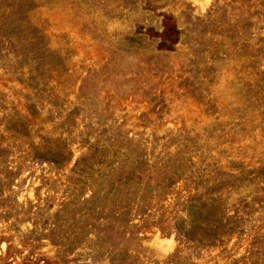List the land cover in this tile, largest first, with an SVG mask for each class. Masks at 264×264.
Masks as SVG:
<instances>
[{
  "label": "rangeland",
  "instance_id": "1",
  "mask_svg": "<svg viewBox=\"0 0 264 264\" xmlns=\"http://www.w3.org/2000/svg\"><path fill=\"white\" fill-rule=\"evenodd\" d=\"M0 17L47 51L41 71L0 37V264L264 260V0H0ZM130 159L151 193L119 194ZM162 170L181 179L159 197ZM218 213L235 235L195 257L180 230Z\"/></svg>",
  "mask_w": 264,
  "mask_h": 264
},
{
  "label": "trees",
  "instance_id": "2",
  "mask_svg": "<svg viewBox=\"0 0 264 264\" xmlns=\"http://www.w3.org/2000/svg\"><path fill=\"white\" fill-rule=\"evenodd\" d=\"M2 19L3 18L0 17V20ZM3 22L4 23H2L0 26V37L4 40H7L10 44H21L20 42H23V44L26 43L27 46H33V48H31L32 50L29 49L30 51L28 52V54L35 57V62L37 63V66L42 68L41 71H44L45 66L43 64L47 60V51L43 47L41 48L40 35L36 32L33 33V29L31 30L30 27L26 26L20 19L7 18L5 19V21L3 20ZM176 33L177 31L175 27L168 22V19H165V21H163V31L160 35L162 40L160 46L164 48H170L173 44V41L170 40V38L173 34ZM22 35H24V37ZM24 38L27 39L25 40ZM131 162L139 164L140 169H133ZM142 164V161L130 159V162H128V165L126 167V173L122 176L124 181L121 182L118 188L119 194L125 197L128 195L134 196L135 191H142L138 187L140 184L136 186L132 185L133 182L140 183L138 181L142 179L147 181L151 179V174L149 173V169L147 168L148 165H145L146 167H144L142 166ZM153 167L156 168L155 166ZM141 169H143L142 171L146 174L141 173L139 171ZM162 172L163 174L166 173V176L165 182H161L163 184V187H161L157 192L159 197L162 196V194L167 191L172 184H174L173 182H177V180L181 179V176L178 172H167L165 170H162ZM163 176L164 175H162L161 177ZM122 189L125 190L126 194H123ZM129 190L131 191L129 192ZM152 191L153 190L146 188L142 192L151 193ZM213 203L214 201H210L207 206H211V204ZM192 208H195V206H193ZM205 217L206 216L203 217L201 215L194 216V218L190 220L188 224V226L190 227L194 226V230H180L179 232L180 238L184 241V244L186 245L185 249L189 251L192 250L195 257H197L196 250L212 251L226 244L225 242L229 241L232 236L235 235L234 229L238 225L237 222L233 219L226 218L223 215H220L219 213L216 215V218H212L210 216H208V218ZM259 237L260 238L255 237L251 240L249 255L258 256L261 254L260 250L264 246V242L262 240L264 239V235ZM258 246L260 247L258 248ZM191 261L192 259L190 257H185L183 255L182 249H175V251L169 255V258L165 264H193ZM119 262L120 264H124L122 260H119ZM237 262L238 264H264L263 258L256 259L254 261L250 259L248 260L247 258H241Z\"/></svg>",
  "mask_w": 264,
  "mask_h": 264
}]
</instances>
